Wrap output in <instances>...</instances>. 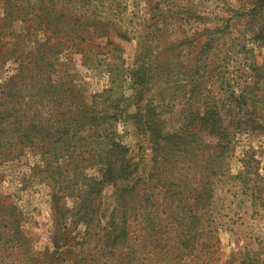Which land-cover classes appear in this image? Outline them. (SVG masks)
Returning a JSON list of instances; mask_svg holds the SVG:
<instances>
[{
    "label": "rangeland",
    "instance_id": "374dc122",
    "mask_svg": "<svg viewBox=\"0 0 264 264\" xmlns=\"http://www.w3.org/2000/svg\"><path fill=\"white\" fill-rule=\"evenodd\" d=\"M263 4L0 0V217L9 224H0V264H264ZM83 102L86 121L75 115ZM206 112L232 133L209 172L202 151L182 167L188 195L211 181L199 189L200 221L169 225L161 214L152 232L136 204L123 213L117 190L133 181L108 182L107 164L147 176L159 154L150 131L172 137ZM205 139L215 153L218 138ZM113 142L125 150L108 158Z\"/></svg>",
    "mask_w": 264,
    "mask_h": 264
},
{
    "label": "trees",
    "instance_id": "16d2710c",
    "mask_svg": "<svg viewBox=\"0 0 264 264\" xmlns=\"http://www.w3.org/2000/svg\"><path fill=\"white\" fill-rule=\"evenodd\" d=\"M30 63H35V65H37L35 53L32 54ZM80 106H83V109L85 108L86 110H82ZM60 108L64 109V107ZM60 108H58L59 112ZM79 108L80 110L77 113L75 112L76 114H74L77 115V118L82 115H85V118H82V120L86 121V119L89 117L88 111H90L91 109L90 106H87V104L83 102L79 103ZM65 113L66 112H62L60 113V115H66ZM75 121H77V119H72V121L67 122L74 123ZM65 122L59 120L57 123L66 124ZM224 123L226 124L225 121H222L220 114H217L215 112H206L205 115L201 118L194 114L192 117V122L188 124L185 129L181 130L180 132H176V134L172 137H162L160 140V133L157 134L156 130H154L153 128V130L150 131L151 140L155 141L156 148L154 149V151H157L159 154L156 155L155 153L153 155V164L151 167V171L147 176L144 175L145 173L140 174L137 164L134 171L127 174V176L125 175V164L121 163L120 167H118L117 163L119 164V162L116 160L107 164L108 168L105 171L107 174L108 182L109 180H111L110 183L114 184L117 182L115 180L117 178L125 182H128L130 180L133 181L129 186L119 188L117 190V200H120L123 203L121 205L125 207L123 213H127L129 209L128 207L131 204H136L142 209L140 210L142 214H140L142 215L143 219L139 218L140 223H142L141 225H146V227H148V230H151L152 232L157 229L156 220L157 217L161 214H167V220H169V225L171 222L183 223V221L186 220L191 221L193 224L197 225L200 221V218L196 216L197 213L195 208L199 206L200 202H202L200 200H203L202 192H200V190L204 188L206 189V187L210 184L211 181L207 180V182H203V186L201 185V188H199L200 190L196 188L195 192L197 193L194 194L195 197H193L192 194L188 195V193L190 192L191 185L189 173L182 167L186 166V163H184L185 161L192 163L194 160L198 159V153H201L202 151L204 155H209L208 158L210 160H207L206 166L204 167V171L203 169L201 171H203L204 173L210 171L209 162H213L214 155H217L219 153L218 150L222 151V156L229 151V145L231 143L230 135L232 133V128H230V125L228 123L226 126L224 125ZM60 127L61 128H59L56 133L60 135L61 139H63L66 135L69 134V128L63 125H60ZM139 127H142L141 123H139ZM40 132L41 128H37V130L35 131V135H38ZM207 136H216L218 138L215 146L213 147L215 148V153L207 152L203 148V145L205 144L206 140L205 137ZM26 138L29 139L30 136L26 135ZM222 140L223 142H225V146L221 145ZM123 150L125 149L122 147L121 144L113 142L111 145H109L106 155L108 158H111L112 155L115 156L116 152H120V154H122ZM124 161H126L125 158ZM114 162H116V164ZM180 171H183V174L187 173V175L184 177L182 174L181 178L176 177L175 173ZM133 172H137L136 176L134 177L135 180L131 177ZM204 177L206 179L207 175H203V178ZM155 183L157 184L156 187L161 188V193L163 195L161 199L162 204L160 205L156 204L153 198L155 195L151 193L153 191L154 185H156ZM95 185H97V183H95ZM90 190H94V187ZM191 198H193L192 202H194V204H192V202L190 201V203L192 204L191 207L193 208V211L190 207L192 214L190 213V218H185L181 216L183 212H180V208L181 205H184V201L188 202V200ZM1 206L2 205L0 204V207ZM184 208L185 207H183V209ZM135 209L137 210V208ZM0 216H2L1 212ZM2 223H4L3 226L6 225L7 227H9L7 220L0 217V224ZM12 226L13 228L14 226H16V229L13 233L14 238L16 239L17 237V240H21V238L25 239L24 234L19 228L20 226L16 225L15 223H12ZM124 229L126 230L125 227H123V230ZM125 230L120 236L127 235ZM179 235L180 239H182L180 240V243L182 245L186 244L188 242L187 232L179 233ZM148 237H154V235L150 232ZM120 239L121 238L117 236L115 237L114 241H118ZM119 242L116 244L118 247L124 246L122 243ZM110 245L115 246L113 242Z\"/></svg>",
    "mask_w": 264,
    "mask_h": 264
}]
</instances>
